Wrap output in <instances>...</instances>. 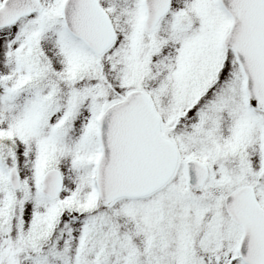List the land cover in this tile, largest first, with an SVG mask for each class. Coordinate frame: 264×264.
Returning <instances> with one entry per match:
<instances>
[{
  "label": "snow or ice",
  "instance_id": "1",
  "mask_svg": "<svg viewBox=\"0 0 264 264\" xmlns=\"http://www.w3.org/2000/svg\"><path fill=\"white\" fill-rule=\"evenodd\" d=\"M0 264H264V0H0Z\"/></svg>",
  "mask_w": 264,
  "mask_h": 264
}]
</instances>
